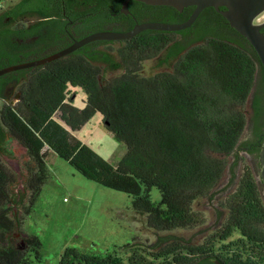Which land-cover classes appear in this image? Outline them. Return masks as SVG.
I'll return each instance as SVG.
<instances>
[{"label": "trees", "instance_id": "trees-1", "mask_svg": "<svg viewBox=\"0 0 264 264\" xmlns=\"http://www.w3.org/2000/svg\"><path fill=\"white\" fill-rule=\"evenodd\" d=\"M125 1L20 0L0 21L7 15L47 18L51 7L64 9L65 17L73 19L74 9L80 8L87 22L82 39L105 30L127 32L136 22L183 23L194 10L178 12L130 0L124 15L120 10ZM207 11L214 12L205 9L180 32L144 31L129 40L87 44L24 83L18 102L0 105V264L41 262L42 243L25 234L24 221L48 179L44 149L84 179L127 195L131 210L156 233L203 224L194 203L212 199L228 169L226 158H235L230 166L235 190L220 204L225 221L202 245L166 234L147 249L123 245L125 256L89 255L67 247L58 264H264L262 183L238 156L248 154L260 171L264 93L253 88L261 63L235 30L236 38L225 35L223 30L230 27L225 18L216 13L217 18L208 15V20L203 17ZM53 15L56 21L62 17L60 12ZM201 19L200 34L184 42ZM149 60L165 70L144 76L143 63ZM76 88L86 95L82 108L74 105L76 93L70 94ZM95 114L126 148L116 163L74 136ZM246 127L248 137L241 140ZM10 140L25 150L22 190L18 174L3 161L12 158Z\"/></svg>", "mask_w": 264, "mask_h": 264}, {"label": "rangeland", "instance_id": "rangeland-1", "mask_svg": "<svg viewBox=\"0 0 264 264\" xmlns=\"http://www.w3.org/2000/svg\"><path fill=\"white\" fill-rule=\"evenodd\" d=\"M18 1L0 0V13ZM8 63L14 64L15 60L11 59ZM164 70L156 67L155 60H149L143 63L142 74L152 76ZM120 74V71L114 72L108 78ZM73 92L76 93L74 105L82 108L85 93L79 88L71 89L70 94ZM3 103L15 104L12 98L0 101V105ZM74 136L109 163H116L126 151L125 146L116 142L104 128L100 114H95ZM247 137L248 127L241 140ZM7 148L12 158L4 157L3 161L18 174V189L22 190L21 169L26 160L25 150L12 140L7 143ZM44 151L47 156L48 179L31 214L24 221L25 234L37 236L42 243L41 262L34 261L33 264H58L67 247H74L89 255L103 257L118 252L125 256L121 249L123 245L128 243L133 248L147 249L156 242L158 236L166 234L181 237L194 246L202 245L225 221L226 212L220 204L235 190V185H231L230 172L235 158L229 156L226 158L228 169L221 183L214 189L212 199H200L194 203L193 209L201 213L204 223L193 229L156 233L147 229L144 218L131 210V199L127 195L84 179L54 153L46 149ZM238 156L243 159L242 163L252 168L259 182L256 162L244 152H238ZM259 186L264 197L263 186L260 183ZM158 198V192L154 190L153 199Z\"/></svg>", "mask_w": 264, "mask_h": 264}, {"label": "flooded vegetation", "instance_id": "flooded-vegetation-1", "mask_svg": "<svg viewBox=\"0 0 264 264\" xmlns=\"http://www.w3.org/2000/svg\"><path fill=\"white\" fill-rule=\"evenodd\" d=\"M9 9L1 12L0 18L4 16L5 12ZM81 10L82 9L80 8L74 9L76 15L73 19L65 17L64 9L60 10L56 7H51L49 9L51 16L43 19H39L37 17L11 19L8 15L3 17L0 21V65H5L0 69L11 65L48 58L68 48L74 41L80 40L79 36L85 32L87 25V22L85 21L86 19L80 16ZM213 10L215 13L207 11L203 17L208 18V15H212L217 18L215 14L218 12L215 9ZM59 12L62 14V17L59 18V21H56L58 17H55L53 14H59ZM208 20H211V18L209 17ZM202 21V19L199 20L188 36L185 39L183 38L184 42L191 41L195 36L200 34L202 31L201 26L204 22ZM216 21L217 24H220L218 19H216ZM119 24L122 26L121 28L123 30L126 29L123 23L117 22L116 25ZM253 24L259 28V33L264 37V11L254 19ZM106 27L110 28L111 24L106 25ZM223 31L228 37H237L231 27L225 28ZM178 38L182 39L180 36H178ZM241 38L244 37L241 36ZM11 59L15 60L14 64L8 63ZM58 60L59 59L53 60L35 68L24 69L1 76V101L11 100L12 98L15 103L18 102L21 96V87L23 84L36 75V73L45 70L48 66ZM261 68V71L259 70V75L256 77V83L253 91L264 93V70L262 65Z\"/></svg>", "mask_w": 264, "mask_h": 264}, {"label": "water", "instance_id": "water-1", "mask_svg": "<svg viewBox=\"0 0 264 264\" xmlns=\"http://www.w3.org/2000/svg\"><path fill=\"white\" fill-rule=\"evenodd\" d=\"M126 0L120 10L121 14L128 15V2ZM153 7H171L178 12L193 7L190 17L183 23L169 24L161 22L135 23L127 32L100 31L92 33L80 40H76L68 48L42 60L11 65L0 69V77L24 70L35 68L53 60L63 58L93 42H114L129 40L144 31L180 32L190 28L199 15L207 8L215 9L229 26L244 37L255 50L264 70V37L259 33V28L253 24L254 19L264 11V0H133ZM224 8V10H220ZM264 138V136H263ZM260 171L258 179L263 185L264 192V143L259 154Z\"/></svg>", "mask_w": 264, "mask_h": 264}, {"label": "crops", "instance_id": "crops-1", "mask_svg": "<svg viewBox=\"0 0 264 264\" xmlns=\"http://www.w3.org/2000/svg\"><path fill=\"white\" fill-rule=\"evenodd\" d=\"M19 1H20V0H19ZM19 1H18V2H19ZM16 3H17V2H16ZM16 3H14V4H16ZM14 4H13V5H14Z\"/></svg>", "mask_w": 264, "mask_h": 264}]
</instances>
